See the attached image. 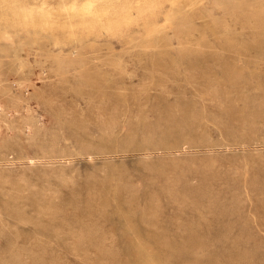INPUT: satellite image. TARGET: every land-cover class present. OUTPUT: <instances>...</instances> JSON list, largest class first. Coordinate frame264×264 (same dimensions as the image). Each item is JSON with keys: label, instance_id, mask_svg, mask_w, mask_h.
I'll list each match as a JSON object with an SVG mask.
<instances>
[{"label": "rangeland", "instance_id": "rangeland-1", "mask_svg": "<svg viewBox=\"0 0 264 264\" xmlns=\"http://www.w3.org/2000/svg\"><path fill=\"white\" fill-rule=\"evenodd\" d=\"M87 1L0 0V264H264V0Z\"/></svg>", "mask_w": 264, "mask_h": 264}, {"label": "bare ground", "instance_id": "bare-ground-1", "mask_svg": "<svg viewBox=\"0 0 264 264\" xmlns=\"http://www.w3.org/2000/svg\"><path fill=\"white\" fill-rule=\"evenodd\" d=\"M235 1V0H234ZM238 1V0H237ZM178 2V1H177ZM189 2H191V1H189ZM198 2V1H197ZM196 2V3H197ZM179 3H181V1H179ZM227 3V2H226ZM174 4H176V3H174ZM191 4H193V3H191ZM224 4V3H223ZM229 4V3H228ZM238 4V3H237ZM180 6H181V4H179ZM187 5V4H186ZM173 6V5H172ZM237 6H239V4L237 5ZM110 7H111V2L109 1V0H89V1H87L85 4H84V6L83 7H81V8H77V6H70V9H69V12H70V14H73V15H76V14H78V15H82V19H84V20H87V19H92V22L94 23V22H97V20L98 19H100V18H103L107 13H108V11H109V9H110ZM188 7H189V5H188ZM192 7V6H191ZM190 7V8H191ZM239 7H241V5L239 6ZM69 8V7H68ZM227 8H230V7H226V9ZM66 9V8H65ZM179 9H180V7H179ZM173 10V9H172ZM181 10V9H180ZM173 11H175V10H173ZM177 11V10H176ZM64 13V12H63ZM175 13V12H174ZM179 13V12H178ZM181 13V12H180ZM179 13V14H180ZM170 14V13H169ZM173 14V13H172ZM176 14V13H175ZM178 15V14H177ZM167 16V15H166ZM168 18L166 19V20H169V16H167ZM174 17V16H173ZM177 18V17H176ZM184 18V17H183ZM94 20V21H93ZM172 20V19H171ZM175 20V19H174ZM185 20V19H184ZM178 21H181V20H178ZM90 22V21H89ZM173 22V21H172ZM175 22V21H174ZM177 22V21H176ZM175 22V23H176ZM182 22V21H181ZM185 22V21H184ZM174 23V24H175ZM164 24H166V23H164ZM172 24V23H171ZM177 24V23H176ZM181 24V23H180ZM179 24V25H180ZM167 25V24H166ZM170 25V24H169ZM182 25H183V23H182ZM186 25V24H185ZM160 27V26H159ZM172 28H173V26H171ZM175 27V26H174ZM181 27H183V26H181ZM176 28V27H175ZM179 28H180V26H179ZM186 28V27H185ZM156 30H158V29H156ZM161 30V29H160ZM159 30V31H160ZM177 30H178V28H177ZM152 31V30H151ZM150 31V32H151ZM154 31V30H153ZM180 31H182V30H180ZM149 32V33H150ZM162 32V31H161ZM165 32V31H164ZM178 32V31H177ZM184 32V31H183ZM182 32V33H183ZM3 33V32H2ZM151 33H153V32H151ZM155 33H158V31L157 32H155ZM167 33V32H166ZM175 33V32H174ZM181 33V34H182ZM4 34V33H3ZM164 34V33H163ZM178 34V33H177ZM180 34V33H179ZM186 34V33H185ZM151 35V34H150ZM160 35V34H159ZM166 35V34H165ZM6 36V35H5ZM7 36H9V35H7ZM156 36V35H155ZM154 36V37H155ZM163 38V37H162ZM183 38V37H182ZM1 39V38H0ZM16 39H18V38H16ZM153 39V38H152ZM6 40V39H5ZM166 40V39H165ZM178 40V39H177ZM10 41H11V39H10ZM20 41V40H19ZM151 41V40H150ZM4 42V41H3ZM9 42V41H8ZM22 42V41H21ZM30 42V41H29ZM0 43H1V40H0ZM152 43H153V41H152ZM5 43H3V45H4ZM9 44H10V42H9ZM179 44V43H178ZM2 45V44H1ZM10 46V45H9ZM11 46H15V45H11ZM10 46V47H11ZM21 46V45H20ZM180 46V45H179ZM8 47V46H7ZM22 47V46H21ZM45 47V46H44ZM1 48V47H0ZM15 48V47H14ZM20 48V47H19ZM3 49H4V47H3ZM5 49H7V48H5ZM12 49V48H11ZM22 49V48H21ZM45 49H47V48H45ZM44 49V50H45ZM76 49V48H75ZM1 50V52L3 51L2 49H0ZM14 50H16V49H14ZM18 50V49H17ZM9 50L7 49V52H8ZM12 51V50H11ZM10 51V52H11ZM20 51V50H19ZM42 51V50H41ZM4 52V51H3ZM2 52V53H3ZM18 52V51H17ZM108 52V51H107ZM16 53V52H15ZM42 53V52H41ZM44 53V52H43ZM46 53V52H45ZM60 53V52H59ZM101 53V52H100ZM6 54H8V53H6ZM11 54H12V52H11ZM78 54H79V51H78ZM98 54V53H97ZM13 55V54H12ZM16 56H18L17 54H15ZM52 55V54H51ZM60 55V54H59ZM70 55V54H69ZM75 55V54H74ZM73 55V56H74ZM76 55H77V53H76ZM7 56V55H6ZM15 56V57H16ZM78 56V55H77ZM8 57H10V56H8ZM12 57V56H11ZM21 57V56H20ZM49 57V56H48ZM55 57V56H54ZM1 59L3 58V57H0ZM13 59H14V57H12ZM18 58V57H17ZM17 58H16V61H17ZM51 58V57H50ZM58 58V56L56 57V59ZM70 58H72V55H71V57ZM74 58V57H73ZM116 58V57H115ZM54 59V58H53ZM65 59V58H64ZM67 59H68V57H67ZM75 59H76V57H75ZM74 59V60H75ZM79 59V58H78ZM86 59V58H85ZM12 60V59H11ZM19 60V59H18ZM60 60L61 59H59V63H60ZM72 60V59H71ZM3 61V60H2ZM15 61V60H14ZM22 61V60H21ZM63 61V60H62ZM84 61V60H83ZM102 61V60H101ZM119 61H120V59H119ZM118 61V62H119ZM57 62V61H56ZM55 62V63H56ZM69 62V61H68ZM95 62V61H94ZM98 62H100V61H98ZM117 62V63H118ZM15 63H18V62H15ZM21 63H23V62H21ZM58 63V62H57ZM74 63V62H73ZM86 63H87V61H86ZM86 63H84L85 65H86ZM117 63H115V64H117ZM62 64H64V63H62ZM66 64V63H65ZM64 64V65H65ZM70 64V67L69 68H72L71 67V63H69ZM75 64V63H74ZM79 64V63H78ZM82 64V63H81ZM120 64V63H119ZM1 65V64H0ZM26 65V64H25ZM25 65H21V68H22V66H25ZM59 65V64H58ZM76 65V64H75ZM105 65V64H104ZM19 66V65H18ZM63 66V65H62ZM66 66L67 65H65V68H66ZM74 66V65H73ZM87 66V65H86ZM116 66H118V65H116ZM26 67V66H25ZM24 67V68H25ZM58 67V66H57ZM59 67H60V65H59ZM58 67V68H59ZM67 67V68H68ZM79 67H81V66H79ZM74 68V67H73ZM78 68V67H77ZM23 69V68H22ZM79 69V68H78ZM81 69V68H80ZM60 70V69H59ZM66 70V69H65ZM71 70V69H70ZM63 71H64V69H63ZM81 71V70H80ZM101 71V70H100ZM55 72V71H54ZM70 72V71H69ZM81 72H84L83 70L81 71ZM88 72V71H87ZM86 72V73H87ZM102 72V71H101ZM85 73V74H86ZM59 74V73H58ZM84 74V73H83ZM82 74V75H83ZM56 75V74H55ZM59 75H62V74H59ZM72 75V74H71ZM81 75V76H82ZM73 76V75H72ZM88 76V75H87ZM87 76H85L86 78H87ZM91 76V75H90ZM75 77V76H74ZM83 77V76H82ZM89 78V77H88ZM91 78V77H90ZM65 79V78H64ZM90 81V80H89ZM92 81V80H91ZM73 82H75V80L73 81ZM95 82V81H94ZM65 84V83H64ZM76 84V83H75ZM67 85V84H66ZM79 88H81V87H79ZM84 88V87H83ZM92 88V87H91ZM75 89H77V88H75ZM88 89V88H87ZM72 90V89H71ZM84 90V89H83ZM41 91V90H40ZM80 96V95H79ZM100 110V109H99ZM29 119V118H28ZM21 121V120H20ZM30 121H31V119H30ZM32 122V121H31ZM113 122V121H112ZM113 124H114V122H113ZM34 125V124H33ZM40 125V124H39ZM9 128V127H8ZM7 128V129H8ZM43 128V127H42ZM87 130V129H86ZM20 131V130H19ZM18 131V132H19ZM31 131V130H30ZM33 131V130H32ZM22 133V132H21ZM27 135V134H26ZM25 135V136H26ZM28 135H30V134H28ZM54 138V137H53ZM17 139H19V138H17ZM32 140H33V138H32ZM31 140V141H32ZM30 141V140H29ZM28 141V142H29ZM33 142V141H32ZM187 143V142H186ZM82 156V155H81ZM3 160V159H2ZM9 160V159H8ZM33 165V164H32ZM63 165V164H62ZM55 194V193H54ZM46 209V208H45ZM154 214V213H153ZM155 229V228H154ZM153 230V229H152ZM156 230V229H155ZM179 231V230H178Z\"/></svg>", "mask_w": 264, "mask_h": 264}]
</instances>
